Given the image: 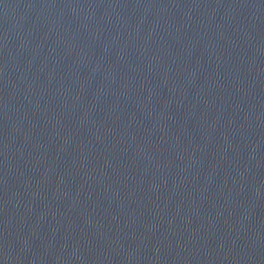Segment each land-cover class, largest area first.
I'll return each mask as SVG.
<instances>
[{
    "label": "water",
    "instance_id": "obj_1",
    "mask_svg": "<svg viewBox=\"0 0 264 264\" xmlns=\"http://www.w3.org/2000/svg\"><path fill=\"white\" fill-rule=\"evenodd\" d=\"M0 264H264V0H0Z\"/></svg>",
    "mask_w": 264,
    "mask_h": 264
}]
</instances>
